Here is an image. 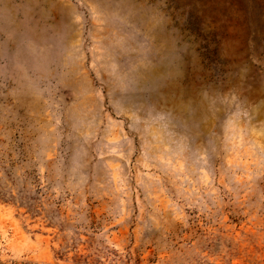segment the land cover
<instances>
[{
  "label": "rangeland",
  "instance_id": "1",
  "mask_svg": "<svg viewBox=\"0 0 264 264\" xmlns=\"http://www.w3.org/2000/svg\"><path fill=\"white\" fill-rule=\"evenodd\" d=\"M264 264V0H0V262Z\"/></svg>",
  "mask_w": 264,
  "mask_h": 264
},
{
  "label": "trees",
  "instance_id": "2",
  "mask_svg": "<svg viewBox=\"0 0 264 264\" xmlns=\"http://www.w3.org/2000/svg\"><path fill=\"white\" fill-rule=\"evenodd\" d=\"M0 264H30V263H26V262L17 263V262L12 261V262H9V263H2V262H0Z\"/></svg>",
  "mask_w": 264,
  "mask_h": 264
}]
</instances>
